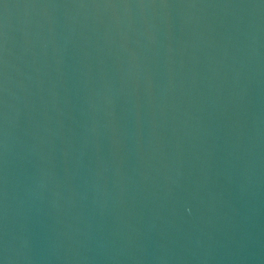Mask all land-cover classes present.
<instances>
[{"label":"water","instance_id":"1","mask_svg":"<svg viewBox=\"0 0 264 264\" xmlns=\"http://www.w3.org/2000/svg\"><path fill=\"white\" fill-rule=\"evenodd\" d=\"M0 264H264V0H0Z\"/></svg>","mask_w":264,"mask_h":264}]
</instances>
